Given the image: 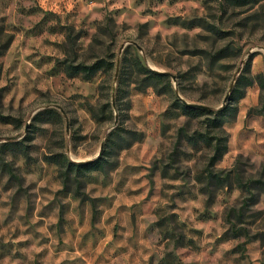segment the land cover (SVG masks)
Listing matches in <instances>:
<instances>
[{
	"label": "rangeland",
	"instance_id": "obj_1",
	"mask_svg": "<svg viewBox=\"0 0 264 264\" xmlns=\"http://www.w3.org/2000/svg\"><path fill=\"white\" fill-rule=\"evenodd\" d=\"M259 74L264 0H0V264H264ZM180 103L228 108L223 131Z\"/></svg>",
	"mask_w": 264,
	"mask_h": 264
},
{
	"label": "trees",
	"instance_id": "obj_2",
	"mask_svg": "<svg viewBox=\"0 0 264 264\" xmlns=\"http://www.w3.org/2000/svg\"><path fill=\"white\" fill-rule=\"evenodd\" d=\"M69 60H65V70L66 72L71 75H82L85 79H92L94 76H96L97 73L103 71L106 74H109L112 69H114V61L112 58L109 57H100L93 61L92 63H85V62H68ZM129 68L131 71L136 72L139 76L142 77V81L146 84H154L155 81H162V79H166L169 76V73L166 72H157L154 70H151L147 67H145L142 62L137 59L132 64L129 65ZM254 82H258L261 89L264 90V75L259 74L253 79H249L245 85L250 86L254 84ZM125 84V80H123V73L119 76V89L118 92L121 91L122 86ZM166 88L168 90H172V83L170 80L166 81ZM239 91V87L234 89V94ZM180 106L183 108L184 112L187 114L192 115H206L207 116V122L209 124V127L212 129L220 130V132L223 131V126L225 123V119L222 117V114L226 113L228 108H225L221 111L214 112L211 109H208L205 106H196L192 104L187 103H180ZM94 112V117H98V115L95 113L94 109H92ZM210 115H213V117H210ZM180 132H185V128H180ZM217 133V132H216ZM189 142H192L194 144L197 143V137L196 135H190L188 136ZM205 140L208 146H211L212 151L214 152L211 157V163H214L215 161H218L227 151V137L221 136V135H210L209 133H205ZM111 139L108 140V146H111ZM104 157H99L97 159H94L92 161L83 162V163H76L73 161H68L67 165V173L73 170H77L78 173H83L86 171L91 170H98L102 169L105 164ZM209 176L216 178L218 181H223L225 178H227L229 175L223 177L214 171H212L210 168L208 169ZM246 186H248V183H246Z\"/></svg>",
	"mask_w": 264,
	"mask_h": 264
},
{
	"label": "water",
	"instance_id": "obj_3",
	"mask_svg": "<svg viewBox=\"0 0 264 264\" xmlns=\"http://www.w3.org/2000/svg\"><path fill=\"white\" fill-rule=\"evenodd\" d=\"M190 104V103H189Z\"/></svg>",
	"mask_w": 264,
	"mask_h": 264
}]
</instances>
